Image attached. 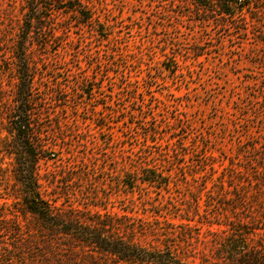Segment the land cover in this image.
<instances>
[{"label":"rangeland","instance_id":"rangeland-1","mask_svg":"<svg viewBox=\"0 0 264 264\" xmlns=\"http://www.w3.org/2000/svg\"><path fill=\"white\" fill-rule=\"evenodd\" d=\"M42 1L49 16L43 23L46 47L37 41L45 33L33 28V20L24 47L37 102L35 128L47 151H59V160L41 161L40 173H59L65 165L90 178H70L71 194L56 204L77 214H126L163 228L188 224L177 243L199 263L209 256L210 232L223 226L187 214L185 200L231 161L242 163L244 150L251 161L264 151V9L252 14L254 21L249 9L207 18L184 1L63 0L89 10L91 20L83 22L76 13L52 8L54 0ZM258 5L264 2L251 8ZM28 8L29 0H0V71L8 68L9 44L24 33ZM6 81L2 76L4 88ZM176 150L187 154L176 158ZM133 153L159 157L170 171V192L151 193L160 204L170 201L169 210H124L114 182L123 162L139 161ZM12 182L0 179V264H51L40 223L4 190ZM141 193L136 189L135 198ZM203 197L200 192V203Z\"/></svg>","mask_w":264,"mask_h":264},{"label":"trees","instance_id":"trees-1","mask_svg":"<svg viewBox=\"0 0 264 264\" xmlns=\"http://www.w3.org/2000/svg\"><path fill=\"white\" fill-rule=\"evenodd\" d=\"M62 1L54 0L50 6L66 13H76L83 22L91 20L89 10L83 11L85 7L80 2L69 1L62 5ZM172 1H184L197 14L207 18L214 14L227 18L238 10L249 9L251 19L255 21L252 14L264 9V5L251 8L253 3L261 4L264 0ZM46 9L48 6L42 0H29V18L25 21L24 33L16 43L12 41L9 44L8 68L0 71V133L4 132L0 136V179L5 183L7 179L13 181L12 189L4 190L19 201L24 213L33 215L40 223L47 246L52 250L51 264H264V151L259 152L256 161H251L245 159L247 151L244 150L242 163L241 159L236 163L231 161L216 177L206 179L203 188L190 201L185 200L187 214L195 213L193 215L204 218L209 224L223 226L216 232H210L209 256L203 255L199 263L189 261L177 243V237L187 236V231H190L188 224L177 230L174 227L163 228L157 221L156 224L139 221L126 214L114 217L106 213L88 215L60 209L57 200H64L71 194L69 179L76 176L80 181H87L90 178L86 170L65 165L61 166V173H40L41 161H58L59 151H47L41 140L42 132L35 128L38 127L34 121V104L37 102L31 63L24 44L33 20V28L45 33L37 41L46 47L48 39L43 24L49 18L43 14ZM2 76L7 78L6 88L2 87ZM133 154L139 161L130 157V161L123 162V169L116 171L114 182L124 210L132 214L139 205L143 210L152 207L158 213L162 207L169 210L167 204L170 201L160 204L151 193L160 196L170 192V171L157 163L159 157L140 153V158ZM186 154L175 151L176 158ZM5 157L8 158L7 163ZM42 179L52 186L50 190L45 188ZM136 189H142V193L135 198ZM200 192H203V203L199 201ZM95 196H90L93 202L99 198ZM174 206L179 209L178 205ZM141 239L148 242L142 244ZM42 258H46V253Z\"/></svg>","mask_w":264,"mask_h":264}]
</instances>
